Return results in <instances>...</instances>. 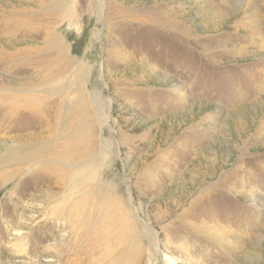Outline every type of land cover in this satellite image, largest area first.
Wrapping results in <instances>:
<instances>
[{"label": "rangeland", "instance_id": "1", "mask_svg": "<svg viewBox=\"0 0 264 264\" xmlns=\"http://www.w3.org/2000/svg\"><path fill=\"white\" fill-rule=\"evenodd\" d=\"M125 1L74 0L72 22L60 25L64 9L53 0H0V162L10 165L0 166L5 173L0 178V264H87L81 254L72 255L83 246L78 230L53 221L64 186L47 158L65 141L75 143L78 135L68 136L80 122L93 126L91 154L103 145L104 154L93 166L100 170L98 186L135 213L139 229L149 224L153 234L158 232L161 223L154 216L164 212L162 225H171L168 240L194 246L196 264H264V160L246 159L264 153V103H259L264 94L248 77L259 70L264 55V34L255 37V45L248 37L256 24L264 26L263 0H248L257 12L250 24L243 12L247 0H233L239 2L233 9L222 7L219 33L233 41L235 53L201 78L184 70L194 61L184 65L171 42L183 44L174 27L187 25L190 38L203 31L206 3L127 0L125 6L137 16L125 25L131 19L117 14ZM55 35L61 41L53 44ZM252 49L259 53L249 56ZM190 53L194 50L182 52ZM176 82L185 90L181 99L172 91ZM22 167L23 174L9 175ZM222 179H262L263 201L257 203L258 193L245 184L230 189L233 197L222 205L228 196L210 189ZM136 180L153 183L152 189L139 192ZM206 188L218 198L210 207L215 221L205 220L199 210L189 218L197 224L205 220L226 235L230 244L222 246L218 239L213 250L210 235L195 238L176 218ZM163 240L157 239L156 255L168 264L164 253L172 258L178 253Z\"/></svg>", "mask_w": 264, "mask_h": 264}, {"label": "bare ground", "instance_id": "2", "mask_svg": "<svg viewBox=\"0 0 264 264\" xmlns=\"http://www.w3.org/2000/svg\"><path fill=\"white\" fill-rule=\"evenodd\" d=\"M198 1L199 3L205 2V6H207L206 8L201 10L203 11L206 21L204 27H201L203 31L198 33L197 36H193L192 38H190L191 34L188 31L187 25H182V27L180 28L174 27V30L178 31L183 38V44L179 45L175 42L171 43L177 45L179 50L176 51L178 52L176 56L178 60L183 59V61L185 62L184 65L188 62V60L194 61V65L189 67L186 66L184 70L191 72L196 71L198 73V77L201 78V74L203 73L207 74L210 71L214 72L215 68H217V66H219V64L221 63L220 59H229L231 58L232 54L235 53V45L233 44V41L231 42V40H228L226 37H224L225 35H222L223 32L219 33L223 26V15H225L221 14L220 11L223 10L222 7L225 8L224 10H229L231 8L233 9V7H235V5H238L237 3L239 2L233 0ZM53 2L57 3V5H62L64 9L63 14L58 20L60 22V25L65 22L71 23L73 17L75 16V12L73 10L74 0H53ZM60 2H62V4ZM126 3L127 0L122 4L124 5V7L117 10V14H119L123 18L129 17L131 20L129 22H125V25H131L133 19L137 16V13L128 6H125ZM248 3L249 2L247 0L245 4L248 7H244L245 9L243 10V12L244 18L250 24V22H253L255 20L257 12L254 8V1H252V5H249ZM102 13L103 12L100 11L101 15ZM176 18L180 21V23H183L181 20L182 16H176ZM101 19H103V16ZM100 22L105 25V21ZM236 23H233L232 27L234 30H239L240 20H238ZM259 34H264V26L256 24L253 28L250 29L248 34V37L252 40L253 45H255V37ZM60 41L61 40L59 39V37L55 35L53 44L59 43ZM221 48H224V50H220ZM188 49H193L194 54L190 53L187 56H184L182 52ZM257 53L259 52L252 49V51H250L249 53V56L250 54L256 55ZM172 61L175 62L177 60L175 58H172ZM258 61L262 63L259 67V70L256 73H252L248 77H250L249 81L253 80V83L260 84L258 86L254 84L256 85V88L254 90L260 91L262 94H264V55L262 56V58H259ZM79 73L80 71L78 67H76V69L72 71V75L75 77ZM197 79L198 78L196 74L195 80ZM172 91H174L177 96H179V99L184 97L183 94L185 90L184 87L181 86V83L176 82L174 90L172 89ZM94 100L96 101L97 99L94 98ZM263 101L264 97L259 101V103L263 104ZM97 106L99 107V105ZM97 119L98 121H101L103 119L101 117V109L99 114L97 115ZM83 123L81 124L80 122L78 124V127L75 128L71 133H69L68 137L70 138V140H75L76 135H78L75 143H67L65 141L63 147H58L52 155L47 156V158L53 164H55L58 179H63L62 184L64 186V190L61 194V199L54 204L56 210L55 218L53 219V221L56 223V225L63 223L68 227L69 231L74 230V232H77L78 230V236L81 235V238L83 239V246L79 247L78 250L72 255L76 257L78 256V254H81L82 263L87 264H162L161 260L158 258V254L156 255V246L158 245L156 244V242L159 237L163 236V244H165L164 246H168L169 248H171L172 253H178V256L176 258H172L168 256L167 253H164L165 258H163V262H165L166 259L168 264H196L198 261V257L191 254V252L193 253L194 246H190L188 242L181 239H178L179 242L177 244L173 243L172 240H168L166 229L171 225L170 223L162 225V221H164L166 217L164 212H158L154 216V222L161 223L160 226L158 225V232L156 231L153 234L150 231L153 230V227L149 224H147L145 227L143 225L145 229H139V227H142V225L139 222H135L138 221L135 220L137 218L135 213L130 212L127 206L122 207V205L111 194H109L104 187L98 186V184L102 180L98 179L100 170L94 169L93 166L94 161L99 159L101 155L104 154L103 145L99 143V151L96 156L95 154H91L92 142L89 139V135L92 131H94V129L92 125H89L85 122ZM99 125L100 128H102L103 122H99ZM119 136L125 138V134L119 133ZM261 139L264 146V136H262ZM247 153L248 152H246L245 154ZM246 159L247 161H252L255 159L262 161L264 160V153L258 158L248 157ZM26 161L28 162V160ZM35 161L38 162L42 160ZM31 162L32 161L30 160L29 165L31 164ZM22 163L25 162H20V164ZM5 165L10 166L7 161L3 163L0 162V166H4L5 168ZM25 168L26 167H22L16 170H12L9 175L11 176L14 171L18 172L19 174H23ZM100 169H102V167ZM93 171L96 175L93 173ZM1 176H5V173L0 172V178ZM42 179H46V177L43 176ZM150 180L153 183H156L157 181H159L160 183L166 181V179ZM261 181L262 179H222L220 184L216 185V187H211L210 189H218L220 190V193L228 196V198H224L225 200L222 204L224 205L227 201H231L233 197V195L231 194V190L234 191L235 186L249 184L252 190H255L258 193V195L256 196L257 200L255 197L254 199L257 203H259L263 201V194L261 193V190H259L262 186ZM153 183L149 184L148 182L136 180L137 190L143 193L147 192L149 189H152ZM206 189L199 192L196 197L192 198L186 210L182 212V216L180 215V217L176 218H179L177 225L187 230L193 231V236L195 238L205 237L206 234L210 235L211 238L209 240V243L212 247H210V250H213V248H216L218 246V239L221 240L222 246H225L226 244L229 245L230 241H227V238L225 237L226 235L223 232L220 233V230L215 227H209L206 223L207 221L205 222V220H208V222L215 221L214 211L210 210V207L213 206V203L217 204L218 200L213 192L209 191L208 188ZM248 198L252 200V197L249 196ZM253 201L254 200H252V202ZM202 204L203 206H201ZM197 210L204 214L205 220L203 221V223L202 221L200 222V224L202 223V225L197 224L195 219L193 220L189 218V216L195 213V211ZM47 225L49 226L51 225V223H48ZM222 231H226L225 228H222ZM228 234L229 233H227V235ZM57 237L58 235L55 237V246L60 242L57 240ZM73 243L74 247L79 246L78 240H75ZM54 245L48 246L47 250H52L54 248ZM230 246H233V243H231ZM159 251H161V249ZM198 251L202 252V249L198 248ZM207 254L208 252L205 253L204 256L206 257ZM213 255H215V253H213ZM200 260L201 259H199V261Z\"/></svg>", "mask_w": 264, "mask_h": 264}]
</instances>
